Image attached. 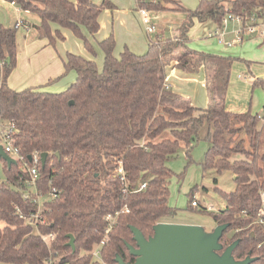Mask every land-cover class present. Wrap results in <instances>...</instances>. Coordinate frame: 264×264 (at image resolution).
<instances>
[{
  "label": "trees",
  "instance_id": "trees-1",
  "mask_svg": "<svg viewBox=\"0 0 264 264\" xmlns=\"http://www.w3.org/2000/svg\"><path fill=\"white\" fill-rule=\"evenodd\" d=\"M8 1L39 15V37L51 44L65 39L59 29L53 31L56 24L82 39L93 56L90 36L100 30L103 10L114 7L110 0ZM137 3L139 9L183 13L178 33L158 35L145 53L125 46L119 55L111 33L98 41L102 68L94 58L67 52L59 78L70 71L76 77L60 92L45 90V85H9L18 59L17 27L0 24V122L14 124L11 138L26 161L35 153H47L45 163L41 158L38 164L35 186L44 198L42 219L36 224L31 222L37 205L29 172L22 160L9 166L0 156L5 173L0 177V264H46L51 258L54 264H118L117 256L133 262L131 226L148 238L158 222L176 212L168 204L174 172L167 162L182 148L190 156L200 141L208 142L204 169L230 170L237 183L235 191H221L226 207L215 218L217 224H229L221 243L226 248L238 240L233 251L237 260L251 256L255 260L250 264H264V226L257 222L264 191L262 116L251 109L226 108L237 58L193 49L188 35L195 20L220 25L227 13L264 18V0H199L195 9L179 0ZM172 62L188 74L204 69L207 107L194 106L167 87ZM253 84L264 87V78ZM120 161L127 182L115 173ZM141 181H147V187L137 191ZM189 196L192 202L194 189ZM109 214L116 216L113 221L106 219ZM50 233L54 237L48 243L44 237ZM96 248L100 258L93 255Z\"/></svg>",
  "mask_w": 264,
  "mask_h": 264
},
{
  "label": "rangeland",
  "instance_id": "rangeland-1",
  "mask_svg": "<svg viewBox=\"0 0 264 264\" xmlns=\"http://www.w3.org/2000/svg\"><path fill=\"white\" fill-rule=\"evenodd\" d=\"M96 1L94 0L96 3H101L103 0ZM111 1L115 3L117 13L114 15L101 13V19L106 18L109 22V35L111 33L114 34V23H116L117 29L120 28V19H118L117 14L120 16L122 13L119 12L128 11L130 16L129 31L133 29L137 34L140 33L145 36L147 40V28L140 13L137 0ZM179 1L190 9H195L198 5V0ZM166 6L172 7L170 4H166ZM149 15L152 17L151 23L154 24L156 29V32L151 35V40H155L158 35H164V37L176 35L178 33L177 29L182 25L185 17L183 13L172 9L149 10ZM34 17H37V20ZM19 19L37 24L40 22V17L36 13L27 14L23 10L18 12L9 2L0 0V24L6 27H14L15 22ZM262 22H264V19H259V23ZM236 25L232 21L230 24H225L224 22L222 25L221 31L225 34L226 42H234L232 46H228L225 43H221L218 37L209 35L210 32H215L218 29L219 26L217 24L211 20L205 22L195 20L188 32L191 39L190 47L206 53L237 58L232 66L230 86L226 98L227 101H231L236 105L242 104V108L245 107L247 110L251 109L252 112H259L262 116L261 126L263 127V134L261 145L262 149H264V87L254 86L253 84L254 79L264 78V26L258 27L259 32L257 34H251L246 31L243 40L237 42L235 41L237 38ZM36 30L27 31L24 26L17 30V66L11 73V79L8 80L9 85L10 83L14 84L15 86L10 85L14 89H22L25 83L34 84V87L45 85L42 87L45 90L48 87L51 89H63L65 87L66 89L76 76L75 71H70L59 78L65 71L62 58L67 54L66 50L80 52L87 56H93L94 54L89 52L83 40L72 32L69 33L67 39H61L51 44L48 38L39 37ZM98 38L100 39L99 36ZM93 44L96 51L94 59L98 66L102 68L104 64L103 52L95 42ZM143 45L144 47L141 48V51L145 53L148 47L146 46L145 48V44ZM147 45H149L148 41ZM127 47L130 48L129 46ZM51 51L53 56L49 61V52ZM52 60H58L57 62L61 65L63 71L57 76L50 77L54 67H50L48 63H52ZM24 69H29V71L27 72ZM176 69L179 70L178 68ZM180 76V72L178 75L176 73L172 74L169 77V83L174 82L176 85L175 89L187 93L193 89L194 85L196 87L201 85L200 89L205 92V95L202 97V95L194 92L197 100L196 103H193L199 107H206L209 101L208 94L201 84L204 79V69L201 68L196 73V80L191 83ZM47 83L49 84L47 85ZM188 98L195 101L193 96H188ZM2 143L3 138L0 136V145H3ZM207 147L208 142L200 141L193 146L190 156L186 154V149L182 148L167 162L168 167L174 172L169 180L168 204L176 212L163 218L164 221L197 224L203 226L207 231H211L218 225L215 215L222 212L226 207V201L221 191L233 192L236 190L237 183L235 175L230 170L218 173L215 169H204L201 162L204 159ZM181 175L183 176L181 177ZM0 177H5L2 162H0ZM193 189L194 198L199 201L200 206L192 209L190 207L191 198L189 194Z\"/></svg>",
  "mask_w": 264,
  "mask_h": 264
},
{
  "label": "water",
  "instance_id": "water-1",
  "mask_svg": "<svg viewBox=\"0 0 264 264\" xmlns=\"http://www.w3.org/2000/svg\"><path fill=\"white\" fill-rule=\"evenodd\" d=\"M0 156L9 166L16 163V159L4 150L3 145H0ZM41 157L44 164L47 153H42ZM228 227L229 224L223 223L207 231L197 224L158 222L153 235L147 238L140 229L131 226L136 245L129 244V249L135 261L127 262L121 256H117L116 261L118 264H250L255 260L254 257L247 256L242 260L234 257L233 251L238 240L226 248L221 243ZM70 244L74 245L73 237Z\"/></svg>",
  "mask_w": 264,
  "mask_h": 264
},
{
  "label": "built area",
  "instance_id": "built-area-1",
  "mask_svg": "<svg viewBox=\"0 0 264 264\" xmlns=\"http://www.w3.org/2000/svg\"><path fill=\"white\" fill-rule=\"evenodd\" d=\"M13 5H16L20 8V6L15 3L14 1H10ZM21 9V8H20ZM140 13L142 15L143 21L146 24V28H147V32H153L155 30V26L153 23H151L152 21V17L149 15V10L146 8H140ZM259 19H264V18H259L256 14H252V15H241V14H234V13H227L224 17H223V21L220 25H218V29L215 32H210L209 35L210 36H216L218 37L219 41L221 43H225L228 46H232L234 44L233 41H229L226 42L225 40V34L221 31L222 25L225 22V24H230V22H235L236 25V34H237V38L235 41L237 42H241L243 40L244 34L246 33V31L250 32L251 34H257L258 31V27H260L261 25L264 26V22L259 23ZM21 24L17 23V25ZM264 34V33H263ZM2 62H0V68H1ZM168 87V85H167ZM14 129V124H8L6 126H4L2 123H0V136L3 138V147L4 150L13 158L17 160H22V164H23V168L26 169L29 174H30V184L33 185L35 188V193H36V211L34 214H32V219L31 222L33 224H36L39 220L42 219L41 217V212H42V208H43V198L44 196L41 195V193L39 192L38 189H36V183L39 179V170H38V164L41 160V155L39 153H35L34 155L31 156V159H29L28 161H26V159L20 155L18 149L14 146L12 138H11V133ZM115 173L118 174V176H121L122 180L126 181L125 175H124V167L122 162H119V165L117 167V169L115 170ZM127 182V181H126ZM147 187V181H141L139 182L138 186H137V191H141L146 189ZM261 195V199H262V204H261V208L257 214V222L259 224H262L264 226V191H261L260 193ZM191 206L193 208H199V201L197 199H194L191 202ZM126 211H128V209H126ZM118 215V212L116 213V216ZM112 214H109L106 216L107 220L113 221L114 218L116 217ZM54 237L53 233L48 234L47 236L44 237V239L50 243L51 239ZM105 240H102L101 243L99 244V246H101L102 244H104ZM93 255H95L96 257L100 258V251L98 248H96L93 251ZM46 264H54V259H49L47 261Z\"/></svg>",
  "mask_w": 264,
  "mask_h": 264
},
{
  "label": "crops",
  "instance_id": "crops-1",
  "mask_svg": "<svg viewBox=\"0 0 264 264\" xmlns=\"http://www.w3.org/2000/svg\"><path fill=\"white\" fill-rule=\"evenodd\" d=\"M1 1H4V2H9L10 3V5H12L13 7H15L17 10H18V12H22V10L23 9H20L18 6H16V5H13L10 1H8V0H1ZM96 1V0H95ZM111 1V0H110ZM184 2H187V0H183ZM199 1V0H198ZM97 2V1H96ZM113 2V1H112ZM114 3V2H113ZM116 5H115V3H114V7L113 8H106V9H104L103 10V12H102V14H104V13H111L112 15H114L115 13H117V11H116ZM20 9V10H19ZM24 12H26L27 14H33L32 12H30V11H25V10H23ZM119 13H122V14H120V16L117 14V17H118V19H120L119 20V25H120V28L122 29H120V28H118L117 29V27H116V23H114V30H113V32H114V35H115V38H116V48H115V51H114V53L116 54V55H119L121 52H122V50H123V48L125 47V46H129L131 49H132V51L133 52H135V53H137V54H142V51H141V48H143L144 47V45L143 44H145V48H146V46L148 47V45H147V41H148V43L150 42V40H151V35L153 34V33H155L156 31V29L153 31V32H147V35H148V39L146 40V38H145V36H143V35H141L140 33L139 34H137L133 29H131L130 31H129V26H130V16H129V12L128 11H124V12H119ZM34 19H36L37 20V17L35 18L34 17ZM100 30L98 31V33H96L95 34V36H90V40H91V42L93 43V42H95L97 45H98V41L99 40H102V39H104L105 37H107L108 35H109V31H108V28H109V22H108V20L106 19V18H103V19H101V15H100ZM21 22V24H19V25H17L16 27H17V30L21 27V26H24L25 27V29L27 30V31H30L31 29H36L35 28V25L37 24V23H31V22H27L26 20H23V19H19V20H17L16 22H15V25L17 24V23H20ZM14 25V26H15ZM124 27H125V30H124ZM52 29H53V31L55 32L57 29H59L61 32H62V34L64 35V37H65V39H67V37H68V35H69V33L70 32H72L70 29H67V28H62V27H59L58 25H56V24H52ZM37 31V30H36ZM73 33V32H72ZM74 34V33H73ZM100 37V39L98 38L97 39V37ZM159 37L160 38H163L164 37V35H159ZM150 39V40H149ZM59 40H61V39H59V38H57L56 39V42H58ZM64 40V39H63ZM94 45V44H93ZM46 46V45H45ZM67 52H72V53H75V54H80V55H83V56H85V57H87V58H95L94 56H87V55H85V54H83V53H80V52H74V51H71V50H66V53ZM118 52H119V54H118ZM53 52L51 51V52H49V61L52 59V56H53V54H52ZM104 55V54H103ZM63 59V65H64V59H66V54H65V56L62 58ZM48 61V62H49ZM58 60H52V63H48L49 64V66L50 67H54V70L50 73V77H53V76H57L58 74H60L63 70H62V67H61V65L60 64H58V62H57ZM21 66V65H20ZM169 68H170V70H169ZM25 70V69H24ZM25 71H29V69H27V70H25ZM64 72V71H63ZM179 72H180V74H181V78H183V79H185V80H187L189 83H191V82H194L195 80H196V73L195 74H188V73H185V72H183L182 70H177L176 69V67H174V62H172V64L171 65H169L168 67H167V83H168V87L170 88V89H172L173 91H175V92H177V93H179V94H181L182 96H184V97H186V98H188V96H193V98H194V100L195 101H192L191 99H189L190 100V102H191V104L192 105H194V106H197L195 103H196V100H197V97H196V95L194 94V92L195 93H197V94H199V95H202V97L205 95L204 93V91H202L201 89H200V86L201 85H198V87H196L195 85L193 86V89L189 92V93H187V92H183V91H181V90H179V89H175L176 88V85H175V83L174 82H171V83H169V77L172 75V74H179ZM76 74V73H75ZM22 75V74H21ZM11 76V75H10ZM76 77V76H75ZM9 79H11L10 77H9ZM75 80V79H74ZM73 80V81H74ZM231 80V79H230ZM72 81V82H73ZM202 83V85H203V87L205 88V90H206V79H205V71H204V79L201 81ZM10 85H12V86H15L14 84H12V83H10ZM34 85V84H33ZM32 84L31 85H29L28 83H25L24 84V86H22V89H23V87L25 88V87H29V86H33ZM229 86H230V84H229ZM21 89V88H20ZM47 90H49V91H52V92H60V91H63V90H65V87L63 88V89H61V88H58V89H51L50 87H48L47 88ZM207 92V91H206ZM193 102H195V103H193ZM208 103H209V101H208ZM208 106V105H207ZM206 106V107H207ZM197 107H199V106H197ZM203 108H205V107H203ZM226 108L228 109V110H230V111H234V112H245V111H247V109L245 108V107H243L242 108V104H238V105H236L235 103H232L231 101H227V98H226ZM259 113V112H258ZM196 199V198H195Z\"/></svg>",
  "mask_w": 264,
  "mask_h": 264
},
{
  "label": "flooded vegetation",
  "instance_id": "flooded-vegetation-1",
  "mask_svg": "<svg viewBox=\"0 0 264 264\" xmlns=\"http://www.w3.org/2000/svg\"><path fill=\"white\" fill-rule=\"evenodd\" d=\"M133 257H134V256H133ZM134 258H135V257H134ZM134 261H135V260H134ZM134 261H133V262H134ZM127 262H131V261H127ZM133 262H131V263H133Z\"/></svg>",
  "mask_w": 264,
  "mask_h": 264
}]
</instances>
